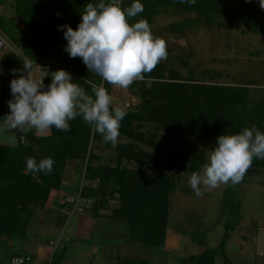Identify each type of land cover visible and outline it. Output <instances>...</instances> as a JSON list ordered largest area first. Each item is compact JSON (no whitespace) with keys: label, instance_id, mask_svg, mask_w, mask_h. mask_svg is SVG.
<instances>
[{"label":"trees","instance_id":"16d2710c","mask_svg":"<svg viewBox=\"0 0 264 264\" xmlns=\"http://www.w3.org/2000/svg\"><path fill=\"white\" fill-rule=\"evenodd\" d=\"M5 1L15 3L14 24L23 39L12 36V29L0 14V32L12 40L15 47H21V56L7 53L2 57L0 77L3 82V98L0 105V117L8 113L7 101L11 99L9 82L16 76L11 70L22 69L25 57L33 58L36 65L49 72L64 69L70 73L75 83L81 84L91 94L90 85L83 79L93 81L97 86L103 85L110 93L111 85L95 73L89 72L79 57L69 58L60 55L66 45L63 31L58 26L67 24L76 29L81 21L80 13L87 3L99 0H0V7ZM144 11L129 23L143 18L151 26L161 7L174 8L186 13H195L207 26L216 23L215 17H231L246 26L253 33L262 34L260 22L264 9L259 0H196L194 5L181 4L177 0H141ZM132 0H120V6H130ZM189 22L177 25L184 30ZM62 57V58H61ZM61 58L64 67L53 68ZM165 72L168 75H165ZM4 73V74H3ZM50 75V73H48ZM144 79L134 81L129 92L141 99L142 104L135 112L127 111L121 121L120 136L130 141L117 144L116 166L93 167L97 160L90 150L94 142L102 136L94 127L89 126L81 117L69 121L71 131L62 133L53 128L47 136H39L33 131L23 133L27 143L2 145L0 139V245L2 241L24 242L35 212L50 210V201L62 187L66 170L78 162L88 159L85 181H98L96 190L81 189V196L93 200L88 209L96 216L109 201H118L120 207L114 211L113 219L128 224L129 238L138 243L157 249L164 245L168 216V196L176 190L174 179L158 175L161 165L169 166L172 172H196L204 164L201 156H167L150 154L137 149V143L143 142L142 123L169 127L172 133L191 132L195 137L209 139L216 144V138L223 134L238 133L244 127L255 125L264 132V102L250 101L248 90L233 87H214L198 84H185L181 78L158 63L155 68L144 74ZM46 83L51 77H46ZM152 80L151 83H147ZM17 137L21 133L17 132ZM154 135H150L144 144L154 146ZM9 143V142H8ZM153 143V144H152ZM51 156L55 161L50 174L37 173L36 178L24 171L28 157L37 160ZM123 163L135 165L129 169ZM147 168L143 172L138 168ZM75 168V167H74ZM250 168L264 171V159H253ZM249 168V169H250ZM230 186H232L229 183ZM116 195L119 196L116 199ZM231 201H227V204ZM64 206V204L62 205ZM237 204V208H238ZM239 209V208H238ZM200 246L204 240L198 239ZM226 236L215 250H206L201 256L189 259L193 264H214L216 256H222L224 264H230L225 255ZM17 256V255H16ZM61 255L53 257L50 264H60ZM121 264H146L144 262L122 261Z\"/></svg>","mask_w":264,"mask_h":264},{"label":"rangeland","instance_id":"374dc122","mask_svg":"<svg viewBox=\"0 0 264 264\" xmlns=\"http://www.w3.org/2000/svg\"><path fill=\"white\" fill-rule=\"evenodd\" d=\"M0 14L7 21V24L13 28L12 36L23 39L21 32L18 31V28L14 24L15 3L13 1H5L0 7ZM215 19V24L207 26L198 19L195 13H186L174 8L161 7L158 15L153 19L152 32L154 35L165 40L168 55L167 59L159 63L167 70L178 75L182 80L181 82L185 84L243 88L248 90V98L250 101L264 102V12L259 24L262 34L253 33L250 26L236 21L234 17H215ZM186 22H189V24L183 31L176 28L177 25ZM0 38L7 46L5 54L15 53L19 57H22L21 47H15L12 40L1 32ZM60 53V55H62L66 52L62 50ZM61 58L53 64V68H65V66L60 64ZM37 66L40 67L36 69L37 75L45 71L42 66ZM165 75L167 76L168 73L165 72ZM46 79V77L43 79L45 85L48 84L46 83ZM151 82L152 80H149L147 83L149 84ZM2 85L4 84L2 83ZM110 94L114 97V106H121L127 103L129 105L127 111L130 112L137 111L142 104L141 99L133 96L128 89H120L111 85ZM1 103L2 99L0 100V105ZM32 131L35 133L34 130ZM141 132L145 135L143 142L147 141L150 135H154L153 147L143 142L136 144L138 150L150 154L157 153L174 157L180 155L188 157L201 156L205 164L208 161L211 147L213 146V142L209 139L197 138L189 131L178 135L172 133L169 127H161L155 124L142 123ZM44 135L46 134H39V136ZM123 143H130V141L119 137L117 144L122 145ZM1 144L11 145L3 139H1ZM90 148L91 154L97 157V160L92 163L93 167L102 165L110 167L116 166V152L111 143H105L102 138L98 143L94 142ZM87 163L88 159L86 158L75 164V168L72 167L68 169L66 173L65 180L69 181L73 179V181L70 182L71 184L77 183V191H79L80 184L85 181L84 174ZM123 165L133 170L137 168L135 165L131 164L123 163ZM201 167L198 168L196 172H199ZM138 169L143 172L148 171V169L144 167ZM157 173L161 176L173 178L176 184L175 192L168 196L170 208L168 206L169 216L167 217V222L170 227L175 230L189 233H191L190 230H182L181 227H199V229L202 230L193 236L201 240L205 239L204 232L202 231L205 230L206 223L217 224L216 226H224V224H227L229 227V225H232L233 220L241 214L237 195L240 194L239 185L241 186L244 184H241L242 182L251 185L250 187L259 185L264 187V171L259 168H250L245 172L242 180L238 184L232 186L229 184H220L215 188H208L207 186L201 185L203 195L196 197L188 183L189 177L192 174L190 171L183 173L172 172L169 166L161 165ZM74 195L76 196V194ZM257 200L258 198L254 196L250 200L249 206L256 208ZM227 201H231V204H227ZM262 202H264V200ZM237 204L239 209L237 208ZM260 210L259 208H257V210L253 209L254 212ZM55 214H57L56 210L55 213L53 211L50 215ZM43 215L48 214L44 212L41 213L39 210L35 212L34 219L28 232L30 237L33 234L40 235L43 232L44 229L41 226ZM74 215L93 214L90 212L81 214L75 212ZM102 221L107 226L104 227L106 228L107 235L103 237L96 236V239L107 245L117 246L118 243H124V239H120V233L125 234V228H123L122 224L112 219H104ZM199 223L204 225L200 227ZM224 230L230 234L227 229L224 228ZM67 234H70L69 230ZM217 237V231L213 232L210 244H217L215 243ZM58 238V234L48 233L47 231L45 234L39 236L40 241L42 240L45 245L49 243L50 240L57 241ZM129 240V245L132 249L138 250L145 259H147L145 257L147 253L150 254L155 250H160L155 247L134 242L130 238ZM12 242L13 241L1 244L0 264H9L11 248L15 251L20 250V242ZM11 243L12 245L9 246ZM74 243L75 242L71 245H69V243L68 247L70 248ZM55 247L60 248V246ZM62 249L64 248H61L60 252ZM20 255L25 256L23 254ZM67 261L68 260L63 259L62 263L68 264ZM144 263L151 264L147 260Z\"/></svg>","mask_w":264,"mask_h":264},{"label":"clouds","instance_id":"9594fccd","mask_svg":"<svg viewBox=\"0 0 264 264\" xmlns=\"http://www.w3.org/2000/svg\"><path fill=\"white\" fill-rule=\"evenodd\" d=\"M177 2L194 5L196 0ZM259 4L264 9V0H259ZM143 11L141 0H132L130 6L123 8L120 0L89 2L80 13L81 21L75 30L67 24L58 26L67 42L63 50L69 58L79 57L88 71L103 81L128 89L168 55L165 40L153 34L146 19L129 23ZM37 68L40 67L33 58L25 57L22 69L11 70L13 76L18 71L20 74L9 82L11 99L7 101L8 113L0 117V136L13 145L27 143L23 133L34 130L38 135L50 134L53 128L68 133L69 121L81 117L101 134L105 143L115 148L129 105L114 106V97L108 89L84 78V84L91 88L89 94L64 69L53 72L44 69L37 75ZM48 76L51 82L45 85L43 79ZM17 132L21 133L19 137ZM253 159H264V132L255 125L218 136L208 161L199 172L191 174L188 183L196 197L203 195L201 185L215 188L220 184H238ZM54 163L51 156L40 160L28 157L24 171L36 178L37 173L50 174ZM12 264L22 261L14 259Z\"/></svg>","mask_w":264,"mask_h":264},{"label":"crops","instance_id":"0c3cea01","mask_svg":"<svg viewBox=\"0 0 264 264\" xmlns=\"http://www.w3.org/2000/svg\"><path fill=\"white\" fill-rule=\"evenodd\" d=\"M67 172L68 170H66L65 176ZM65 176L60 191L55 193L50 201L51 206L49 207L51 209L44 212L48 215H43L41 222V226L44 229L41 234H45L46 231L48 233H56L59 237L58 240H50L45 245L39 239L41 234H31L32 236L30 237L29 233H27V239L24 242H20V250L15 251L12 248L10 249L9 262L16 255L21 256L20 254H23L32 258L30 264H50L54 256L62 254L60 264H63V259L68 260V264H121L122 261L140 263L146 262V260L151 264H193L189 262V259L201 256L206 250L217 249L224 240V236H226L224 251L230 264H264V202H262L264 200V187L261 185L250 187L251 185L245 182L241 183H244L243 185H239L240 194L237 195V198L239 199L241 214L233 220L232 225H229V227L227 224L216 226L217 224L206 223L205 230L202 231L205 235V246H200L198 239L193 236L202 230L199 227H181L182 230H190L191 233H189L175 230L167 222L164 245L159 248L160 250H155L150 254L147 253V256H145L147 259H145L138 250L132 249L129 245L130 240L127 235L128 224L113 219L114 211L120 207L119 202L116 200L109 201L103 209L99 210L96 216L74 215L75 212L81 214L86 212L91 213V211L71 212L65 204V200L75 196L74 194L77 196L83 187L96 190L99 182L83 181L80 184L79 191H77V183L71 184L73 179L66 181ZM254 196L258 198L256 208L249 206V202ZM118 198L116 197V199ZM63 204L64 206H62ZM168 204L170 208V203ZM257 208L261 210L254 212L253 209L257 210ZM55 210L57 214L50 215L53 211L55 213ZM104 219H112L122 224L123 228H125V234L120 233V239H124V243H118L117 246H114L107 245L96 239V236L103 237L107 235L106 228H104L107 226L102 221ZM203 225L199 223L200 227ZM224 228L230 234L225 232ZM68 230L69 235L67 234ZM216 231L218 237L215 243L217 244H210L212 240L211 236ZM2 242V244H5V242L10 243V241L5 240ZM73 242L75 243L69 248L68 244L70 243L69 245H71ZM51 243H59L57 246H60V248H56V244L51 245ZM61 248L64 249L60 252ZM67 248L70 249V252ZM224 260L222 256H216L214 264H224Z\"/></svg>","mask_w":264,"mask_h":264},{"label":"built area","instance_id":"2783aa9c","mask_svg":"<svg viewBox=\"0 0 264 264\" xmlns=\"http://www.w3.org/2000/svg\"><path fill=\"white\" fill-rule=\"evenodd\" d=\"M65 204L69 207L71 212L82 211V210L90 209L92 207L93 200L89 198H83L81 196V190H80L77 196H72L67 198L65 200ZM51 245H55V243H51ZM57 245H59V243H56V246ZM14 259H20L22 261V264H30L32 262V258L29 256H16L10 259L9 264H12V261Z\"/></svg>","mask_w":264,"mask_h":264},{"label":"water","instance_id":"95a60500","mask_svg":"<svg viewBox=\"0 0 264 264\" xmlns=\"http://www.w3.org/2000/svg\"><path fill=\"white\" fill-rule=\"evenodd\" d=\"M6 49H7L6 44L0 38V65H1L2 57L5 55ZM2 83L3 82H2L1 77H0V100L3 98V85H2ZM116 197L118 198V195Z\"/></svg>","mask_w":264,"mask_h":264}]
</instances>
